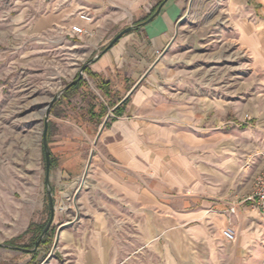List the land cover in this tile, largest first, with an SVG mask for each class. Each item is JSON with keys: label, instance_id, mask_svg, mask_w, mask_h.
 Listing matches in <instances>:
<instances>
[{"label": "crops", "instance_id": "1", "mask_svg": "<svg viewBox=\"0 0 264 264\" xmlns=\"http://www.w3.org/2000/svg\"><path fill=\"white\" fill-rule=\"evenodd\" d=\"M162 1L52 0L42 21L60 25L69 35L85 37L93 49L107 41L111 30L134 27ZM245 2L228 0L226 11L233 20L239 15L234 22L238 42L264 67V0H255L253 6ZM182 8L183 0H165L155 17L124 33L88 65L95 85L104 82V105L109 108L113 101L111 105L121 110L98 137L77 196L79 214L67 231L68 246L78 264H121L140 252L155 251L164 264H216L213 258L228 241L221 229L231 224L237 236L255 210L243 198L256 173L249 170L248 158L264 151V147L259 149L258 136H246L247 129L240 128L210 136L186 131L183 126L190 119L164 102L152 84L158 76L169 75L165 69L150 71L146 83L136 84L121 101L158 57L157 50L169 44ZM81 12L90 19L82 18ZM71 24L91 33L76 34ZM225 106L230 110L233 105ZM218 108V102H212L211 109ZM80 120L72 117L73 134L63 136L74 138L66 141V153L65 146L57 152L67 158L51 170L52 185L59 187L65 174L72 192L84 171L83 152L94 138L96 119ZM231 206L234 213L228 211Z\"/></svg>", "mask_w": 264, "mask_h": 264}, {"label": "rangeland", "instance_id": "2", "mask_svg": "<svg viewBox=\"0 0 264 264\" xmlns=\"http://www.w3.org/2000/svg\"><path fill=\"white\" fill-rule=\"evenodd\" d=\"M245 1L255 4V0ZM51 2L0 0V264H78L68 246L67 231L79 214L77 196L98 130L107 114L106 125L121 110H115L113 101H109V108L104 105V82L96 86L86 66L127 25L111 30L103 45L91 49L85 37L69 35L60 25L42 21ZM227 5L228 0H183L170 42L164 50H157L158 61L148 73L157 69L170 72L152 84L164 102L190 119L191 123L183 126L186 131L210 136L232 128L247 129L246 136H258L262 149L264 67L254 60L253 52L239 44L234 25L239 15H233V20ZM148 73L140 84L146 83ZM75 83L76 87L68 89ZM53 97L47 139L54 165L45 180L42 132ZM91 102L97 104L96 110ZM212 102H218V112L211 109ZM227 104L233 105L230 110L224 108ZM212 116L218 118L212 120ZM72 117L84 122L96 119L94 138L83 152L84 171L75 192L70 191L65 174L59 187L51 181L52 168L67 158H60L62 153L57 152L65 146L66 153V141L74 138L63 136L73 134ZM233 117V122L228 121ZM248 159L249 170L256 175L264 166V151ZM48 191L54 215L42 232L50 217ZM59 220L69 223L61 227L55 243ZM213 260L216 264H264V216L253 210L236 238L225 242ZM121 264L164 261L157 251L140 252Z\"/></svg>", "mask_w": 264, "mask_h": 264}, {"label": "water", "instance_id": "3", "mask_svg": "<svg viewBox=\"0 0 264 264\" xmlns=\"http://www.w3.org/2000/svg\"><path fill=\"white\" fill-rule=\"evenodd\" d=\"M165 0H163L156 8V10L147 18L145 19L144 21H142L141 23L142 24H145L147 23L148 21H150L153 17H155L163 2ZM133 28V26L129 25V26H126L124 27L123 29H121L119 32H117L113 38L108 42V44L105 46L104 50L108 49L110 46H112V44L118 39L120 38L124 33L130 31L131 29ZM158 61V59H156L150 66L149 68L141 75V77L139 78V80L134 84V86L130 89V91L124 96V98L121 100L123 101L127 96L128 94L131 92V90L136 86V84H138L145 76L146 74L148 73V71L155 65V63ZM81 77V74H79L78 78ZM75 81V80H73ZM72 81V82H73ZM56 97H53L52 100L50 101V103L48 104V107H47V110H46V113H45V117H44V122H43V132H42V144H43V150H44V156H45V167H46V177H45V180H47L48 178V172H49V169H50V150H49V147H48V139H47V131H48V111H49V107L52 105L54 99ZM109 117V114L106 115V118L103 120L99 130H98V133H97V137H96V140L98 138V136L100 135L104 125H105V122H106V119ZM92 154H93V150L91 151L90 153V156H89V160H88V163H90V159L92 157ZM84 181V179H82V182ZM81 182V183H82ZM48 200H49V207H50V217H49V220L46 224V226L44 227L43 231L42 232H45L48 225L50 224L52 218H53V215H54V205H53V200H52V197H51V193L48 191ZM69 223V221L67 222H63L62 224H60V226L58 227V230H57V236H56V239H55V243L57 241V237H58V234L60 232V229L63 225H67ZM55 246V244H54Z\"/></svg>", "mask_w": 264, "mask_h": 264}, {"label": "built area", "instance_id": "4", "mask_svg": "<svg viewBox=\"0 0 264 264\" xmlns=\"http://www.w3.org/2000/svg\"><path fill=\"white\" fill-rule=\"evenodd\" d=\"M80 16L84 19H90L87 13L81 12ZM70 30L76 34L82 35L89 33V29L78 24H71ZM244 201H249L251 208L264 215V166L254 176L253 184L250 192L244 196ZM230 213H234V207H230L228 210ZM221 235L225 240L231 241L236 238V229L233 225L227 224L221 229Z\"/></svg>", "mask_w": 264, "mask_h": 264}, {"label": "trees", "instance_id": "5", "mask_svg": "<svg viewBox=\"0 0 264 264\" xmlns=\"http://www.w3.org/2000/svg\"><path fill=\"white\" fill-rule=\"evenodd\" d=\"M156 9V6L148 13V14H146L143 18H141L140 20H138V22H140V21H142V20H144V19H146V18H148L153 12H154V10ZM86 69H88L87 71H88V73L91 75V76H94L95 74L93 73V72H91L90 70H89V68L86 66ZM76 85H77V83H75V84H72L68 89H71V88H74V87H76ZM119 107L120 106H117L116 108H115V110H119ZM48 130H49V128H48ZM54 164H53V160H52V158L50 157V167H52Z\"/></svg>", "mask_w": 264, "mask_h": 264}]
</instances>
